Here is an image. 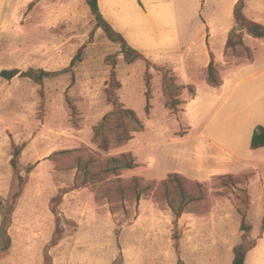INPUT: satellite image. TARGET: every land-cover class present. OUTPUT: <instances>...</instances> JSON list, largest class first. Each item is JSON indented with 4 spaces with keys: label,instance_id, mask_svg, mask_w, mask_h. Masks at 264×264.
<instances>
[{
    "label": "rangeland",
    "instance_id": "obj_1",
    "mask_svg": "<svg viewBox=\"0 0 264 264\" xmlns=\"http://www.w3.org/2000/svg\"><path fill=\"white\" fill-rule=\"evenodd\" d=\"M25 4L1 17L0 72L19 73L10 80L0 77V202L15 206L7 230L11 247L0 264H122L123 248L129 264H176L177 240L187 264H225L226 244L228 251L240 242L264 248V195L251 175L212 177L197 182L202 188L188 180L187 191L198 201L192 219L175 224L166 203L184 184L172 174L179 165L178 141L191 120L186 103L197 83L213 86L202 59L195 57L183 86L185 80L147 59L127 64L120 44L95 29L86 2L66 0L65 7L56 4L43 16ZM191 19L194 30L228 27L215 17H183ZM194 39L214 41L203 32ZM240 53L230 50L226 65L214 64L215 82ZM28 70L50 76L39 82L20 76ZM116 107L133 110L142 129L104 151L95 128ZM105 136L115 138L111 127ZM123 153L132 155V169L100 172L108 167L106 159ZM79 157L91 158L94 187H79ZM137 179L151 185L150 191L138 202L122 200V189ZM224 199L231 202V216L213 208ZM227 255L230 260L232 252Z\"/></svg>",
    "mask_w": 264,
    "mask_h": 264
},
{
    "label": "crops",
    "instance_id": "obj_2",
    "mask_svg": "<svg viewBox=\"0 0 264 264\" xmlns=\"http://www.w3.org/2000/svg\"><path fill=\"white\" fill-rule=\"evenodd\" d=\"M23 1H26V8L38 10L42 16L56 4L65 7L66 3V0H0V32L3 30L1 17L16 14L18 5ZM237 2L97 0V6L103 19L130 47L155 65L170 69L179 80H185L183 86L188 84L189 73L195 67V57H200L207 69L211 61L226 65L225 53L230 50L241 52L229 62L226 71L220 73L216 86H209L206 81L195 83L196 94L186 103L191 120L187 123L185 136L178 141L180 158L175 172L199 183L212 177L251 175V184L264 195V147L251 149L254 129L258 126L264 128V38H255L241 28L242 45L234 49L226 47L229 33L237 26L234 19ZM207 8L211 11L207 12ZM200 15L215 17L228 27L218 24L210 29L209 25H203L194 30L193 19L183 20L186 16L198 18ZM242 15L247 21L264 27V0H245ZM202 32L204 38L209 35L214 41L207 44L206 40H195V35ZM217 40L219 43H215ZM231 207L228 199L215 201L213 206L224 209L220 211L223 217L231 216ZM192 213H183L177 222L195 218ZM171 216L174 220L172 212ZM239 220L241 222V214ZM236 245L229 251L225 245V264H232ZM228 252H232L230 260ZM179 256L182 259L180 249ZM262 256L264 248L256 244L247 252L245 264H262ZM122 259V264H129L125 248Z\"/></svg>",
    "mask_w": 264,
    "mask_h": 264
},
{
    "label": "trees",
    "instance_id": "obj_3",
    "mask_svg": "<svg viewBox=\"0 0 264 264\" xmlns=\"http://www.w3.org/2000/svg\"><path fill=\"white\" fill-rule=\"evenodd\" d=\"M86 5L88 6L91 15L94 17L95 21V29H100L106 35V37L112 41L117 42L120 44V52L123 55V58L127 64H131L135 61L145 59L141 53L137 50L130 47L126 40L103 19L101 13L99 12L97 6V0H85ZM245 0H238L234 8V19L236 25H239L243 30H245L249 35L255 38H264V27L251 23L247 21L242 15V9L244 6ZM242 45V32L238 33L235 28L231 30L229 36L227 38L226 47L234 49L237 46ZM74 61L71 62V65ZM19 72L17 70H2L0 72V77L5 80H10L14 76H16ZM208 79L216 86L218 83L214 81V64L211 61L207 68ZM20 76L30 78L34 82H39L45 77H49L50 73L39 71L34 72L32 70H28L27 72L21 73ZM149 99L147 98L146 109L149 108ZM117 116V118H114ZM127 117L126 123H119V119ZM117 122L116 125H110L113 122ZM111 127L113 136L115 138L110 140L105 136V131ZM142 129V124L138 119L136 113L130 109H123L117 108L112 113L103 117L100 124L95 128V140L99 142V146L104 151L109 150L110 146H115L122 144L131 139V133L136 132ZM264 147V128L263 127H256L252 134L251 138V149H258ZM91 158L82 159L79 157L76 160V181L79 187H87V186H95L94 178H96L97 174H94L91 167ZM105 164L108 166L105 170L100 171L102 173L108 174H115L120 170H128L132 169L135 166V161L131 154H121L117 158H110L105 160ZM173 177L178 178L183 185L178 186L175 195L167 197L166 203L170 208L173 217L174 223H177L178 218L185 212L191 211V205L197 199H193L191 195H189L188 189L186 188V184H188V180L178 174H172ZM138 180V179H137ZM194 185L196 187H201L199 183L195 182ZM98 188V189H97ZM103 186L96 187L95 189L98 191L102 190ZM152 188L151 185L148 184H141L138 180L137 183H133L127 185L122 189V200L127 198H134L135 201H139L142 195L145 192L150 191ZM172 188V187H171ZM202 188V187H201ZM170 190V189H169ZM167 192V191H166ZM106 200L111 202L110 199ZM14 203L9 207H4L3 204L0 202V214H1V221H0V243L3 245L0 248V255L8 252L11 247V239L7 234V230L11 225L12 222V214L14 212ZM245 224V219L241 218L240 222V231ZM262 229H264V215L262 219ZM262 232V231H261ZM255 243H252L250 246H245L240 242L233 248V260L232 264H245V257L248 251L255 247ZM175 251L177 254V264H184L182 259L179 256V245L178 240L175 241Z\"/></svg>",
    "mask_w": 264,
    "mask_h": 264
},
{
    "label": "water",
    "instance_id": "obj_4",
    "mask_svg": "<svg viewBox=\"0 0 264 264\" xmlns=\"http://www.w3.org/2000/svg\"><path fill=\"white\" fill-rule=\"evenodd\" d=\"M236 31H237V32H241V31H242L241 27L237 25V26H236Z\"/></svg>",
    "mask_w": 264,
    "mask_h": 264
}]
</instances>
